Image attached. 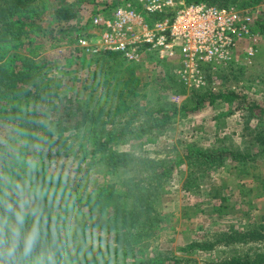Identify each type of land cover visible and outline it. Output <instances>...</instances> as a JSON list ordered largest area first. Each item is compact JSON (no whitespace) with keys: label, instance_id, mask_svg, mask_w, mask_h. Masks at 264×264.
Here are the masks:
<instances>
[{"label":"rangeland","instance_id":"1","mask_svg":"<svg viewBox=\"0 0 264 264\" xmlns=\"http://www.w3.org/2000/svg\"><path fill=\"white\" fill-rule=\"evenodd\" d=\"M122 1L35 0L38 16L35 30L28 36L22 34V44L16 48L8 50L6 43L0 44L5 59L10 60L12 56L15 66L21 65L24 57L34 59L44 72L45 89L51 88L56 98L67 95L84 100L92 107L103 104L115 107L120 100L131 106L115 117L114 125H107L123 135L116 140L115 147L164 160L174 167L172 177L154 198L156 233L141 245L145 256L165 263L188 258L200 264L224 263L234 256L251 258L264 249V152L259 151L262 147L254 140L255 132L260 130L261 112L257 108L255 112L252 110L257 104L264 107V0L214 1V4L250 8L255 16L259 46L258 52L249 58L248 43L243 41L232 67L216 74L218 84L212 92L184 87L175 73V65L169 62L156 63L150 59L140 64L128 63L121 56L107 55L105 50L84 51L79 42L81 35L98 41V30L90 22L93 14L111 13ZM59 2L73 4L79 11L78 17L65 26L53 19ZM14 44L9 43L11 47ZM219 93L235 97L211 99L210 95ZM9 99L14 103L11 93L0 95L2 114L11 113L10 108L3 107V101ZM161 107L176 110L171 123L153 132L142 131L147 125L146 111ZM253 113L258 116L253 117ZM11 127L0 124V140L8 144L4 151L10 150L22 159L20 153L26 150H21L24 145L19 138L21 134ZM90 132L85 129L67 134L65 144L73 156L52 167L61 165L71 171L67 182L64 179L57 182L59 189L65 188L68 195L70 217L66 232L73 234V229L79 231L84 226V238L96 245V237H103L105 233L90 226L94 222L86 213L89 205L79 199L85 201L90 192L120 181L129 171L115 170L109 161L99 157L82 158L93 144ZM219 145L244 152L249 149L258 155L244 165L232 160L219 167L189 165L188 155L195 146L209 149ZM19 158L15 159L13 172L7 166L6 178L0 181V197L16 191L19 197L16 205L28 215L36 198L49 195L55 199L56 194L53 189H42L37 196L38 186L26 178V165L18 164ZM17 172L22 175L18 181L12 174ZM203 242L212 249H189L191 244Z\"/></svg>","mask_w":264,"mask_h":264},{"label":"trees","instance_id":"2","mask_svg":"<svg viewBox=\"0 0 264 264\" xmlns=\"http://www.w3.org/2000/svg\"><path fill=\"white\" fill-rule=\"evenodd\" d=\"M205 1L215 3L214 1L217 0ZM34 3L35 0H0V44L6 43L8 50L22 44L20 40L22 34L28 36L35 30L38 16ZM58 4L53 19L61 21L62 25L65 26L66 22L78 17L79 11L73 4H65V2ZM12 41L15 44L11 47L9 43ZM1 45L0 95L6 96L7 93H11L15 101L14 103L11 99L3 101L4 109L11 110L8 115L2 114L0 105V124L13 126L16 130L14 132L21 134L19 138L24 143L21 150L26 151L20 153L23 156L20 159L16 153L10 150L4 151L8 144L0 140V176H2L0 181L5 177L7 166L11 172L14 171L12 168L15 159L19 158L18 164L26 165V178H30L34 186H38L35 191L37 196H40L42 189L46 191L53 189L56 197L51 199L46 195L36 198L28 209V215H24L22 208L16 205L19 203L16 191L1 195L0 221L8 223L5 224L4 243L0 245V261H3V264H200L188 258L177 259L173 263L156 261L145 256L141 249V245L153 238L156 233L157 213L154 198L158 196L165 181L172 177L174 167L164 160L138 156L115 147L116 140L123 135L109 129L107 125H114L115 117L131 106L120 100L115 107H107L106 104L92 107L79 98H69L67 95H59L56 98L51 88L45 89L44 72L34 59L24 57L21 65L15 66L12 63V56L10 60L5 59L6 54ZM103 52L125 59L120 53ZM1 86L6 92H3ZM210 96L212 100L235 97L230 93ZM254 106L252 109L254 112L256 108L261 112L260 130L255 132L254 140L262 147L259 151L264 152V107L259 104ZM146 114L147 125L142 131L153 132L171 123L177 112L161 107L157 110L149 109ZM256 115L258 116L257 113H253V117ZM85 129L91 130L93 144L88 147L87 153L82 158L99 157L101 160L109 161L115 170L122 168L129 171V175L120 181L90 192L85 201L79 199L82 204L89 205L86 213L91 215L90 220L94 222L90 226L105 233L103 237H96L98 240L96 245L84 238V226L79 231L73 229L75 230L73 234L66 232L65 228L70 217L69 207L66 204L68 195L65 188L64 191L59 189L60 184L57 182L61 179L67 182L71 171L61 165L52 167V164L73 156L65 144L67 134ZM29 145L35 146L25 149ZM256 155L258 153L253 154L249 149L244 152L228 145L209 149L195 146L188 155V162L189 165L191 163L219 167L232 160L244 165ZM12 174L17 181L22 178L18 172ZM17 212L23 213L24 223L20 226L21 235L15 254L9 257L7 249L12 242L11 226L16 224ZM85 215L82 214L83 217ZM80 224H83L82 220ZM33 227L38 231V239L32 252L25 255L24 240ZM68 227L72 226L68 225ZM195 248L210 250L212 246L204 242L189 246L191 250ZM125 257L128 259L120 261ZM231 258L233 259L217 264H264V249L251 258L235 256Z\"/></svg>","mask_w":264,"mask_h":264},{"label":"built area","instance_id":"3","mask_svg":"<svg viewBox=\"0 0 264 264\" xmlns=\"http://www.w3.org/2000/svg\"><path fill=\"white\" fill-rule=\"evenodd\" d=\"M90 22L98 41L81 35L84 51L120 53L136 64L172 63L180 83L195 91L217 88L216 74L232 67L243 41L249 58L259 46L250 8L205 0H124Z\"/></svg>","mask_w":264,"mask_h":264},{"label":"clouds","instance_id":"4","mask_svg":"<svg viewBox=\"0 0 264 264\" xmlns=\"http://www.w3.org/2000/svg\"><path fill=\"white\" fill-rule=\"evenodd\" d=\"M7 221H0V245L4 243V230L5 224ZM24 223V216L22 212L16 213V224L11 226V237L12 242L7 249V255L12 257L15 254L16 247L18 245L20 235H21V225ZM38 239V231L35 227L26 235L24 240V254L28 255L32 252L33 247ZM0 264H3V261H0Z\"/></svg>","mask_w":264,"mask_h":264}]
</instances>
